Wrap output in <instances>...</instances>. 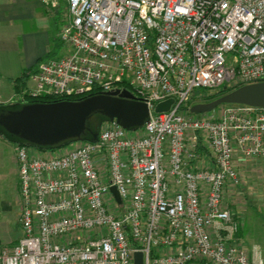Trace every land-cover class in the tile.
Here are the masks:
<instances>
[{
	"label": "built area",
	"instance_id": "1",
	"mask_svg": "<svg viewBox=\"0 0 264 264\" xmlns=\"http://www.w3.org/2000/svg\"><path fill=\"white\" fill-rule=\"evenodd\" d=\"M64 1L65 52L0 104L127 87L150 119L137 130L106 122L97 141L65 151L17 144L22 236L0 263L135 264L141 251L144 264H264L224 204L241 184L236 155L264 159V107L195 117L188 105L202 90L264 81V0ZM202 139L212 166L195 164Z\"/></svg>",
	"mask_w": 264,
	"mask_h": 264
},
{
	"label": "water",
	"instance_id": "2",
	"mask_svg": "<svg viewBox=\"0 0 264 264\" xmlns=\"http://www.w3.org/2000/svg\"><path fill=\"white\" fill-rule=\"evenodd\" d=\"M219 97L191 106L193 113H206L223 104L264 107V81L227 90ZM174 98L159 102L156 112L170 110ZM150 119L148 104L127 87L96 92L80 99L28 101L0 104V135L7 141L54 150L80 141H97L106 122L116 121L127 130L142 128ZM113 193L120 196L115 187ZM135 264H144L143 252Z\"/></svg>",
	"mask_w": 264,
	"mask_h": 264
},
{
	"label": "crops",
	"instance_id": "3",
	"mask_svg": "<svg viewBox=\"0 0 264 264\" xmlns=\"http://www.w3.org/2000/svg\"><path fill=\"white\" fill-rule=\"evenodd\" d=\"M66 11L64 0L57 7L47 6L41 0H0V99L15 90L14 80L25 69L57 55ZM29 82L32 83L30 78ZM16 146L0 138V254L4 248L15 245L22 236ZM73 146L75 143L53 152ZM195 164L199 167L213 165L212 157L201 146Z\"/></svg>",
	"mask_w": 264,
	"mask_h": 264
},
{
	"label": "rangeland",
	"instance_id": "4",
	"mask_svg": "<svg viewBox=\"0 0 264 264\" xmlns=\"http://www.w3.org/2000/svg\"><path fill=\"white\" fill-rule=\"evenodd\" d=\"M66 13L67 12H65V15ZM65 15L64 17H66ZM65 50V47L59 45L56 56L63 54ZM53 56H55V54ZM29 85H32V83L30 84L29 82L26 86L21 87V89L7 92L1 101L5 102L11 100L13 94L18 95L24 92ZM233 87V85L228 84L220 89L205 91L206 96L204 94H200L201 96L196 95L197 97L194 96L193 99L188 102V105L192 106L200 102L210 101L212 100L210 99L212 97L211 93L223 88L229 89ZM229 105L231 104L218 106L216 112L221 114V110ZM209 113H211V111L196 113L194 115L195 117H202L208 116ZM1 137L2 136H0V138ZM207 145L208 143L203 140L200 146L207 150L211 156ZM236 165L242 177L241 184L237 187H229L226 189L224 204L228 205L233 210L235 216L241 221L243 244L248 248L253 245H259L264 254V159H244L237 154ZM103 174H105V172H103Z\"/></svg>",
	"mask_w": 264,
	"mask_h": 264
},
{
	"label": "trees",
	"instance_id": "5",
	"mask_svg": "<svg viewBox=\"0 0 264 264\" xmlns=\"http://www.w3.org/2000/svg\"><path fill=\"white\" fill-rule=\"evenodd\" d=\"M59 45H61L60 42H59L58 46ZM38 63H36V65H34L33 67H31L29 69H25L23 74L20 77H18L17 79L14 80L15 89H21V87L26 86V84L28 83V80L30 78V75L36 70V68L38 66ZM235 88H229V89L223 88V89H221L219 91H215V92L211 93L212 97L210 99L213 100V99L219 97L221 94H223L226 91L225 89L232 90V89H235ZM200 93H201V95L202 94L205 95V90H202ZM81 97L82 96L70 97L69 99H79ZM195 97H197V96H195ZM61 99H64V97H61V96H44V97H39V98L28 97V101H55V100H61ZM231 105H233V104H231ZM242 234H243V232H242V227H241L239 229L238 235L242 236Z\"/></svg>",
	"mask_w": 264,
	"mask_h": 264
}]
</instances>
